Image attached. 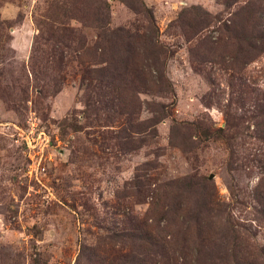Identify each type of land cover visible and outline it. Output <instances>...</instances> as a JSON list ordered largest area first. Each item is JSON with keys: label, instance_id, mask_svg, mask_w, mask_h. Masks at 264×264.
Segmentation results:
<instances>
[{"label": "rangeland", "instance_id": "374dc122", "mask_svg": "<svg viewBox=\"0 0 264 264\" xmlns=\"http://www.w3.org/2000/svg\"><path fill=\"white\" fill-rule=\"evenodd\" d=\"M53 1L0 0V264H264V52L249 59L241 22L257 2L102 0L109 30L160 45L148 58L98 42L96 0L49 37ZM112 59L167 81L116 91L88 74Z\"/></svg>", "mask_w": 264, "mask_h": 264}, {"label": "trees", "instance_id": "16d2710c", "mask_svg": "<svg viewBox=\"0 0 264 264\" xmlns=\"http://www.w3.org/2000/svg\"><path fill=\"white\" fill-rule=\"evenodd\" d=\"M81 1V0H80ZM122 3H126L132 10H136L139 9V11L137 10L138 13H140L141 11H143L144 9H142V3L140 0H129L131 3L126 2V0H120ZM252 1V2H250ZM136 2V4H139V7H137L135 9L134 7V3ZM257 2V5L255 7L254 3ZM98 6L97 9L99 10V16H95L94 19V23H90L91 26L99 28L100 34L98 35V39L100 43H109V45H111L110 43H114V44H121V45H125L126 47H128L131 42L135 39L136 41L140 42L143 44L142 48L144 49H148L147 51L150 50V52L147 54L150 57H154L156 56V54L159 52H157L158 50H160V45L157 43H153L150 40V36L149 33L143 35V36H137V35H133L130 34L128 32H125V34H121V31L124 32L123 30L117 29L116 31H112L109 30L107 28L108 25V17L106 18L102 15V10L103 12L107 13L108 11V5L106 4V2H102V0H96L95 2ZM93 3V4H95ZM99 3V4H98ZM248 3H251L250 6L255 7L256 10H246L244 12V14L242 15L243 17V21H241L242 23L244 22V25H250L251 30L253 35L250 33V35L252 37H249L250 39H248V41H253L255 39V43L252 45L250 44V49H251V53L254 52L253 55H250V60L252 61L253 59H255L256 56H258L259 54H261V52H264V30L262 29H258V24H261V18L263 17L262 15H264V3L263 0H249ZM78 3L76 2V0H63V1H56L54 0L53 3L51 4V6L49 7V9L46 10V13H44V15H42V19L39 20L38 24L40 26H47V33L49 35V37L53 38L56 34V30L54 29V24L55 22L60 23V24H65L66 18H68V13L69 11H71V7H75ZM94 8V7H93ZM95 9V8H94ZM96 10V9H95ZM145 16H148L150 21H152V15L151 12L149 10L145 9ZM101 14V15H100ZM144 14V11H143ZM183 15H185V12L183 14L182 12V17ZM102 16V17H101ZM181 18V16H180ZM47 19H51V23L48 22H44V20L46 21ZM72 19H75L74 17H72ZM77 20V19H76ZM79 20V19H78ZM83 20V19H80ZM63 21V22H62ZM83 22V21H81ZM253 22L255 24H257L255 27L253 26ZM150 24V23H149ZM181 24V23H180ZM224 34L223 36H226L227 39H235V35H238V31L236 29H232L231 27H227V29H225V31H223ZM226 32V33H225ZM248 33V35H249ZM137 37V38H136ZM245 37V36H243ZM246 38V37H245ZM228 40V41H229ZM131 48H127L126 52L127 53H131ZM79 52V49L76 50V53ZM83 53V52H82ZM78 54V56L76 58L80 59L81 61L84 62V54ZM138 55V53H137ZM233 58V57H232ZM114 62V65L112 64ZM115 59H112V62H107V60L103 61L104 63H101L102 66L100 67H95L92 69H88L87 72L90 75L91 72L93 73H100L101 76L99 77L100 82L99 83H103L106 84L105 86H109L111 88H115L116 91L121 90V84H123L124 82V86H123V90H125V81L128 80L129 77L128 74H131V80L129 82L132 81L133 86L138 87L139 88H144V90H149L151 89V87L149 86V82L151 81H155V88H157L158 90L161 89V85L162 83H164L165 81V74L163 72V70H159L158 67L157 68H153V65H151L150 63L146 62V63H138L135 64V67H129L126 66L123 61L121 60L120 62L118 61L116 64ZM202 61H206L204 59H202ZM247 62V61H246ZM246 62H244L246 64ZM248 64V63H247ZM236 72H240L235 70ZM143 91V89H141ZM139 91V92H142ZM126 107V106H125ZM152 105L148 104V108L150 110H153V108H151ZM122 109V105L120 107ZM161 109H163V106L161 107ZM125 109H122V114H124ZM131 115L135 112H130ZM165 118V114L163 113V110L161 112L158 111V117L156 118L157 122H161V120H163ZM152 121V120H151ZM129 131L133 130L132 125L129 126ZM208 133L206 131L203 132V135L205 136V138L208 136ZM256 200L261 202H264V192H261V195L256 194ZM263 214V218H264V209L261 211ZM263 220V219H261ZM165 235L163 236V238L161 239L162 242H158V245H164L165 244ZM162 247V246H161ZM84 249H87L84 247ZM93 256L94 253L90 252L89 254H85L84 250L83 252H80V254L77 256L76 259V264H80V262H84L83 264H93ZM81 260V261H80Z\"/></svg>", "mask_w": 264, "mask_h": 264}, {"label": "water", "instance_id": "95a60500", "mask_svg": "<svg viewBox=\"0 0 264 264\" xmlns=\"http://www.w3.org/2000/svg\"><path fill=\"white\" fill-rule=\"evenodd\" d=\"M210 178H212V177H210Z\"/></svg>", "mask_w": 264, "mask_h": 264}]
</instances>
